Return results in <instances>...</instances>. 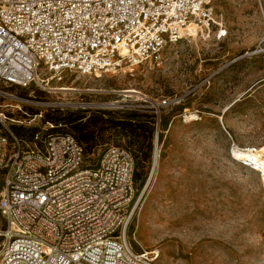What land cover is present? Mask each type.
Returning a JSON list of instances; mask_svg holds the SVG:
<instances>
[{
    "label": "rangeland",
    "instance_id": "1",
    "mask_svg": "<svg viewBox=\"0 0 264 264\" xmlns=\"http://www.w3.org/2000/svg\"><path fill=\"white\" fill-rule=\"evenodd\" d=\"M212 4L225 34L168 43L158 63L65 71L50 93L6 88L29 116L43 112L33 125L56 120L72 130L87 162L109 146L127 148L138 191L154 165L128 236L136 251L156 250V264H264V181L229 153L232 143L264 147V0ZM163 99L156 116L150 101ZM135 113L153 118L145 124ZM136 124L152 132L136 136ZM147 150L149 165L140 160Z\"/></svg>",
    "mask_w": 264,
    "mask_h": 264
},
{
    "label": "built area",
    "instance_id": "2",
    "mask_svg": "<svg viewBox=\"0 0 264 264\" xmlns=\"http://www.w3.org/2000/svg\"><path fill=\"white\" fill-rule=\"evenodd\" d=\"M223 22L212 0H0V264H156L128 236L154 165L138 191L125 147L87 162L84 146L57 125L19 135L16 126L43 112L29 116L6 88L50 93L65 71L158 63L168 43L224 35ZM167 100L150 101L152 113ZM260 150L232 143L229 153L258 171Z\"/></svg>",
    "mask_w": 264,
    "mask_h": 264
},
{
    "label": "trees",
    "instance_id": "3",
    "mask_svg": "<svg viewBox=\"0 0 264 264\" xmlns=\"http://www.w3.org/2000/svg\"><path fill=\"white\" fill-rule=\"evenodd\" d=\"M133 116H135V117H139V116H143L144 118H146L145 120V124H147V123H149L150 122V120H152V118H153V114H148V113H135ZM42 118V117H41ZM40 118V119H41ZM47 122H49V123H51V124H53V125H58V126H60L61 125V123L60 122H57L56 120H53V121H48V120H45L44 122H41V124H42V126L40 125V126H36V125H32V126H30V127H21V126H16V131H17V133L19 134V135H21V136H26V137H28V136H31L34 132H36V131H38V130H41L42 129V127H44V125H46V123ZM140 124V123H139ZM129 126L130 125H133V123H129L128 124ZM136 128L137 129H133L134 131H135V135L136 136H142L143 138L145 137V135H144V133L145 132H147V135H148V133L150 132H152V129L151 128H149L148 126L147 127H145V125H137L136 124ZM56 130H59L58 129V127H57V129ZM60 131H64V132H69V133H71V134H73L75 137H76V139L84 146V144H83V142L77 137V135L72 131V130H70L69 128H67V129H62V130H60ZM137 131H140V133L138 132L137 133ZM84 148H85V151H86V147L84 146ZM141 149H138V151H140ZM86 154H87V151H86ZM133 157H134V155H133ZM140 160L142 161V163L143 164H147V165H149L150 164V161H151V155H150V151H142V153H141V156H140ZM134 162H135V172H134V180H135V182L137 183V179H138V176H139V173L136 171L137 170V164H138V162L135 160V158H134ZM143 183H144V181H142L141 182V186L143 185Z\"/></svg>",
    "mask_w": 264,
    "mask_h": 264
},
{
    "label": "bare ground",
    "instance_id": "4",
    "mask_svg": "<svg viewBox=\"0 0 264 264\" xmlns=\"http://www.w3.org/2000/svg\"><path fill=\"white\" fill-rule=\"evenodd\" d=\"M58 80H59V78H58ZM192 118H193V116H192ZM259 148L261 149L259 156H260V159H261L262 163L264 164V157L262 156V151L264 150V147H259ZM257 170H258V172H261V177H262V179L264 181V165L261 166V168L257 169ZM144 256L156 262L157 257H158V252L156 250L144 251Z\"/></svg>",
    "mask_w": 264,
    "mask_h": 264
}]
</instances>
